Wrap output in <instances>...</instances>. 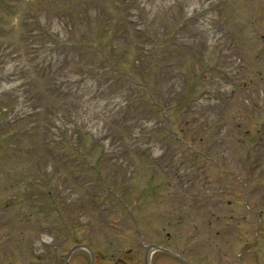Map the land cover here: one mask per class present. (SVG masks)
I'll return each mask as SVG.
<instances>
[{"label": "rangeland", "instance_id": "374dc122", "mask_svg": "<svg viewBox=\"0 0 264 264\" xmlns=\"http://www.w3.org/2000/svg\"><path fill=\"white\" fill-rule=\"evenodd\" d=\"M84 244L264 264V0H0V264Z\"/></svg>", "mask_w": 264, "mask_h": 264}, {"label": "water", "instance_id": "95a60500", "mask_svg": "<svg viewBox=\"0 0 264 264\" xmlns=\"http://www.w3.org/2000/svg\"><path fill=\"white\" fill-rule=\"evenodd\" d=\"M92 259V258H91ZM92 264H93V259H92Z\"/></svg>", "mask_w": 264, "mask_h": 264}, {"label": "bare ground", "instance_id": "6f19581e", "mask_svg": "<svg viewBox=\"0 0 264 264\" xmlns=\"http://www.w3.org/2000/svg\"><path fill=\"white\" fill-rule=\"evenodd\" d=\"M151 259H152V257H151Z\"/></svg>", "mask_w": 264, "mask_h": 264}]
</instances>
